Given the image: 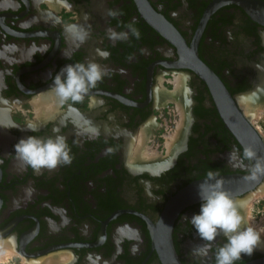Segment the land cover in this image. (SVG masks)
<instances>
[{"label":"flooded vegetation","instance_id":"flooded-vegetation-1","mask_svg":"<svg viewBox=\"0 0 264 264\" xmlns=\"http://www.w3.org/2000/svg\"><path fill=\"white\" fill-rule=\"evenodd\" d=\"M130 23L140 39H109ZM88 62L108 75L82 102L33 112L63 67ZM176 78L182 115L165 99ZM262 89L264 0H0V240L28 264H215L223 237L193 254L206 243L189 223L202 201L172 210V199L208 171L249 173L236 110ZM54 129L70 165L35 171L16 158L20 139Z\"/></svg>","mask_w":264,"mask_h":264},{"label":"clouds","instance_id":"clouds-1","mask_svg":"<svg viewBox=\"0 0 264 264\" xmlns=\"http://www.w3.org/2000/svg\"><path fill=\"white\" fill-rule=\"evenodd\" d=\"M107 15L114 18L120 13L118 10H109ZM126 27L128 31L116 32L109 29V39L127 41L130 35L137 40L140 39L139 29L131 23ZM67 31L81 43L89 35L87 30L74 25ZM107 75V70L94 62L67 64L53 77L48 92L62 105L68 102L80 103ZM27 128L34 132L37 125L29 123ZM53 131V135L46 137L31 135L20 139L14 145L16 158L35 171L70 165L73 156L66 137L55 134V129ZM231 158L236 159L235 155ZM244 161L249 162V175L246 179L258 181L264 178V157L258 156L251 148H245L240 163L243 164ZM218 177L219 172L208 171L206 179L198 184V194L202 203L199 213L194 214L189 223L206 243L194 248L193 254L207 256L217 238L223 237L225 242L219 244L215 251V264H236L241 260L242 254L251 256L262 243L264 227L256 228L250 224L240 211L241 205H238L234 196L225 190L224 181ZM2 242L0 240V243Z\"/></svg>","mask_w":264,"mask_h":264},{"label":"water","instance_id":"water-1","mask_svg":"<svg viewBox=\"0 0 264 264\" xmlns=\"http://www.w3.org/2000/svg\"><path fill=\"white\" fill-rule=\"evenodd\" d=\"M206 74H209V72L206 71ZM236 111L238 112L241 120L243 118L241 122L244 125L243 132L241 134H238L240 141H242L245 148H251L256 152L258 156L264 157V135H262L256 129L252 122L248 121L249 117L247 115L243 116L241 111ZM235 120L230 119L231 127L233 128V130L238 128ZM248 175L249 173L224 174L219 175L218 178L224 181L225 190L229 191L234 197H239L242 195L246 197L247 195L254 192L260 184L264 183V178H261L258 181H252L246 179ZM204 179L206 178L196 180L179 190L176 196L172 199V207L170 209L178 210L188 204L201 201L198 194V184ZM256 251L264 254V248L257 247ZM172 258H174V256H172ZM242 264H264V255L248 260Z\"/></svg>","mask_w":264,"mask_h":264},{"label":"bare ground","instance_id":"bare-ground-1","mask_svg":"<svg viewBox=\"0 0 264 264\" xmlns=\"http://www.w3.org/2000/svg\"><path fill=\"white\" fill-rule=\"evenodd\" d=\"M174 83H175L174 85L176 87L175 88L176 92L173 93L172 96L171 95H167L165 99H168V100L173 99L176 102V104L178 105V108L180 109V114L182 115V109H181L182 105H181L180 100L178 98V96H179L178 95L179 94L178 93V89L180 88V79L179 78L174 79ZM164 96H161V97H164ZM55 98L56 97H54L53 95L40 96L36 101H33L32 104H34L33 108L35 110L36 115H39V116H42V117H46V116L52 114L55 111V109H56V100H55ZM160 99H162V98H160ZM239 104H240L241 108L243 109L244 113L246 115H249L248 116L249 118H250V116L251 117L252 116H260L259 114H261L262 111L260 112L259 110H260V108L264 107V106L260 107L261 105H264V89H262V90H260L258 92H255L253 94H249L247 96H243V97L239 98ZM180 124H181V122H180ZM178 128H179V126H178ZM176 130H178V129H176ZM176 133H173V134H176ZM142 139H143V137H142ZM172 139H174V137ZM139 143H140V141H139ZM137 146H139V145H137ZM136 148H139V147H136ZM146 150L148 151V149H146ZM136 151L137 150H135V152ZM147 151H144V152L147 153V157H148V152ZM146 153H144V154L146 155ZM149 154L150 155L151 154L155 155L154 152L153 153H149ZM153 155H151V156H153ZM142 156H143V153H142ZM259 188H260V194L257 193L258 197H259V195L264 194V183H262ZM253 194L254 193H251L247 197L238 199L236 201H237L238 205H241L240 211L245 216V218L250 222V224L252 226L256 227V228H261L262 227L260 225L261 221L259 223H254L255 221H253L252 218L250 219V214H249V211H248V207L246 206L247 205L246 203L250 200V198H251V196ZM253 196H252V198H253ZM261 239H262V243L258 247L264 248V235H262ZM14 252H15V250H14V248L12 247V245L9 242H4L3 241L2 243H0V264L1 263H6L8 261V259L13 255ZM63 259H64L63 256L58 257V258H53V257L51 258L50 257V258H47L46 260H44L41 264H59L60 262L62 263L64 261Z\"/></svg>","mask_w":264,"mask_h":264},{"label":"rangeland","instance_id":"rangeland-1","mask_svg":"<svg viewBox=\"0 0 264 264\" xmlns=\"http://www.w3.org/2000/svg\"><path fill=\"white\" fill-rule=\"evenodd\" d=\"M32 104V102H31ZM32 104V109L33 112L35 113V110L33 108ZM264 105H261L260 107H262ZM260 112L262 111L261 114H259L260 116H252L250 118L252 124L256 127V129L262 134L264 135V107L260 108L259 110ZM259 117V118H258ZM250 200L246 203L247 207H248V211L250 214V219L252 218L253 221H255L254 223H259L260 221V225L262 227H264V194L259 195L260 194V188H257ZM258 193V194H257ZM256 195V196H255ZM247 212V211H246ZM15 253V254H14ZM13 253V255L8 259V261L6 263H1V264H28L26 263L23 259L20 258V256L18 255L19 253H17L16 251Z\"/></svg>","mask_w":264,"mask_h":264}]
</instances>
